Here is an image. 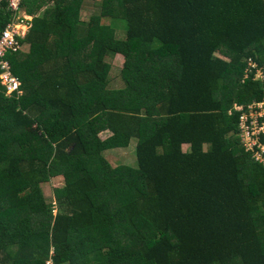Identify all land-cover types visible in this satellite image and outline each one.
Here are the masks:
<instances>
[{
    "label": "trees",
    "instance_id": "1",
    "mask_svg": "<svg viewBox=\"0 0 264 264\" xmlns=\"http://www.w3.org/2000/svg\"><path fill=\"white\" fill-rule=\"evenodd\" d=\"M85 1L22 0V96L0 79V264H264V163L241 120L264 104L245 78L248 58L264 71V0H101L82 22ZM134 139L137 164L114 168L105 153Z\"/></svg>",
    "mask_w": 264,
    "mask_h": 264
},
{
    "label": "built area",
    "instance_id": "2",
    "mask_svg": "<svg viewBox=\"0 0 264 264\" xmlns=\"http://www.w3.org/2000/svg\"><path fill=\"white\" fill-rule=\"evenodd\" d=\"M3 6H6L13 18L12 22L7 26L0 39V79L2 81V85L6 87L9 95L17 93L22 96L23 93L20 90V81L13 75L8 57L21 51L18 41L25 38L29 33L32 28V19L22 16V0H0V11ZM246 62V77L248 78L249 75L256 70L257 74L261 73L263 75L264 80V71L259 67L258 63L251 58H248ZM258 105H255V103L248 105L251 110L250 113L248 115L243 114L241 117L244 131L242 134V142L248 151L253 152V157L256 160L264 163V113H262V110L264 111V104H262V108H259ZM254 108H257L258 110H254ZM235 109L244 110L241 105H235ZM248 116L251 117V126L246 125V121L249 120ZM260 120H263L261 125L259 124ZM47 264H54V262L50 259Z\"/></svg>",
    "mask_w": 264,
    "mask_h": 264
},
{
    "label": "rangeland",
    "instance_id": "3",
    "mask_svg": "<svg viewBox=\"0 0 264 264\" xmlns=\"http://www.w3.org/2000/svg\"><path fill=\"white\" fill-rule=\"evenodd\" d=\"M103 8H102V1L101 0H86L82 7V22H89L95 16H102ZM23 17H27L25 12H23ZM28 18V17H27ZM103 24L110 25L112 24V19L103 18ZM119 32L121 33L120 38L125 39L126 31L120 29ZM112 65L114 66L113 74H112V88L120 89L125 86L124 81L122 80L121 72L125 64V58L122 55H117L113 59L110 60ZM245 78L246 75H245ZM263 80V75L258 73L256 75V80ZM259 108L262 104L258 105ZM263 107V106H262ZM261 107V108H262ZM262 113L264 111L262 110ZM112 132L102 133L100 136L102 139L106 140L112 136ZM136 145L137 140H133L130 146L126 148H121L117 150H112L105 153L107 159L113 165L114 168L121 167V166H130L137 164V157H136ZM189 146L184 145V149L187 150ZM64 184V180L62 177L54 178L50 183L44 184L43 191L45 195V199L48 204H52L56 206V199L54 196V190L58 187H62ZM57 210V209H56ZM55 210V213H56ZM35 222H38L36 218H34Z\"/></svg>",
    "mask_w": 264,
    "mask_h": 264
},
{
    "label": "clouds",
    "instance_id": "4",
    "mask_svg": "<svg viewBox=\"0 0 264 264\" xmlns=\"http://www.w3.org/2000/svg\"><path fill=\"white\" fill-rule=\"evenodd\" d=\"M28 17V16H27ZM32 19V18H31Z\"/></svg>",
    "mask_w": 264,
    "mask_h": 264
},
{
    "label": "crops",
    "instance_id": "5",
    "mask_svg": "<svg viewBox=\"0 0 264 264\" xmlns=\"http://www.w3.org/2000/svg\"><path fill=\"white\" fill-rule=\"evenodd\" d=\"M107 133V132H106Z\"/></svg>",
    "mask_w": 264,
    "mask_h": 264
}]
</instances>
